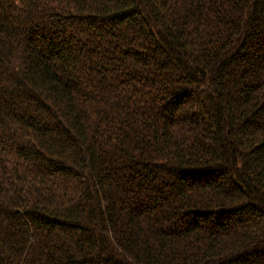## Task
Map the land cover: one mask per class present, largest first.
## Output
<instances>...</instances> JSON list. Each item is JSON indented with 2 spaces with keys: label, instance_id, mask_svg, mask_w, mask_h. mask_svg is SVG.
<instances>
[{
  "label": "trees",
  "instance_id": "obj_1",
  "mask_svg": "<svg viewBox=\"0 0 264 264\" xmlns=\"http://www.w3.org/2000/svg\"><path fill=\"white\" fill-rule=\"evenodd\" d=\"M0 264H264V0H0Z\"/></svg>",
  "mask_w": 264,
  "mask_h": 264
}]
</instances>
